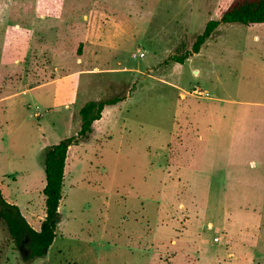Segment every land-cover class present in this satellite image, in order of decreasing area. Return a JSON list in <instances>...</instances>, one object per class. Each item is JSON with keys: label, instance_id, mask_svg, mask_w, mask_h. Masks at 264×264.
<instances>
[{"label": "rangeland", "instance_id": "1", "mask_svg": "<svg viewBox=\"0 0 264 264\" xmlns=\"http://www.w3.org/2000/svg\"><path fill=\"white\" fill-rule=\"evenodd\" d=\"M231 1L0 0V193L34 230L44 151L86 102L122 99L67 151L45 255L0 221V264H264V25L190 53ZM67 78L62 112L31 95Z\"/></svg>", "mask_w": 264, "mask_h": 264}, {"label": "trees", "instance_id": "2", "mask_svg": "<svg viewBox=\"0 0 264 264\" xmlns=\"http://www.w3.org/2000/svg\"><path fill=\"white\" fill-rule=\"evenodd\" d=\"M220 24H240L252 27L264 24V0H232L220 14L219 20L206 23L201 34L197 35L191 46L190 53L197 54L204 42L214 33ZM190 53L173 56L171 60L183 64ZM80 54V50H78ZM121 98L88 101L78 110L80 120L76 135L70 136L57 144L48 147L43 155V171L45 184L42 189L45 215L39 231L34 230L21 215L17 206L5 201L0 193V221L15 247H18L24 236L28 237L30 250L27 259L41 258L55 238L56 226L59 220V204L62 199L64 168L68 149L85 139L92 131V124L100 120L106 106L115 105Z\"/></svg>", "mask_w": 264, "mask_h": 264}, {"label": "crops", "instance_id": "3", "mask_svg": "<svg viewBox=\"0 0 264 264\" xmlns=\"http://www.w3.org/2000/svg\"><path fill=\"white\" fill-rule=\"evenodd\" d=\"M264 25V24H263ZM257 26H259V25H257ZM196 73V72H195ZM60 80V79H59ZM65 81H59V83H57V82H55V81H50V82H45V83H42V84H40V85H37L36 87H35V93H33V94H31V95H33V97L36 99V98H38V99H40V100H44V102H45V104H47L49 107H51L50 109L51 110H53V112L54 111H61L62 112V110H60V107L61 106H59V104H57L56 103V96H57V90H56V88H57V86L59 85V84H63V83H67V84H71V83H73L74 82V80L75 79H73V80H70L69 78H67V79H64ZM76 80H78V77H77V79ZM72 85H74V84H72ZM29 95V94H28ZM36 95V96H35ZM18 96H20V94H16L15 93V96H14V98L13 99H15L16 97H18ZM72 96H74V94L72 95ZM12 99V100H13ZM0 101H2V99H0ZM11 101V100H10ZM10 101H7L6 102V106H7V109H6V114H5V116H6V120H8V115H9V113H10V110H11V107H10V104H9V102ZM70 101V100H69ZM69 101H64L65 102V105H64V109H66L67 110V107L69 106L68 105V102ZM107 107V106H106ZM105 107V108H106ZM103 109V111H102V113H101V115L103 114V112H105V110L106 109ZM99 121V120H98ZM98 121H95L94 123H93V125H92V127L94 126V124H96V122H98Z\"/></svg>", "mask_w": 264, "mask_h": 264}, {"label": "built area", "instance_id": "4", "mask_svg": "<svg viewBox=\"0 0 264 264\" xmlns=\"http://www.w3.org/2000/svg\"><path fill=\"white\" fill-rule=\"evenodd\" d=\"M139 56H143L142 54H140Z\"/></svg>", "mask_w": 264, "mask_h": 264}]
</instances>
